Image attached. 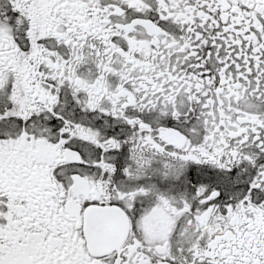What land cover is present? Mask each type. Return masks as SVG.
Listing matches in <instances>:
<instances>
[{"label": "snow or ice", "instance_id": "snow-or-ice-1", "mask_svg": "<svg viewBox=\"0 0 264 264\" xmlns=\"http://www.w3.org/2000/svg\"><path fill=\"white\" fill-rule=\"evenodd\" d=\"M0 264H264V0H0Z\"/></svg>", "mask_w": 264, "mask_h": 264}]
</instances>
